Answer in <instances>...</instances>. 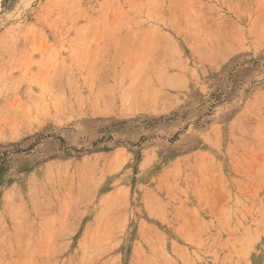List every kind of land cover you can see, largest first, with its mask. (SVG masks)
Wrapping results in <instances>:
<instances>
[{
    "label": "rangeland",
    "instance_id": "obj_1",
    "mask_svg": "<svg viewBox=\"0 0 264 264\" xmlns=\"http://www.w3.org/2000/svg\"><path fill=\"white\" fill-rule=\"evenodd\" d=\"M0 264H264V0H0Z\"/></svg>",
    "mask_w": 264,
    "mask_h": 264
}]
</instances>
